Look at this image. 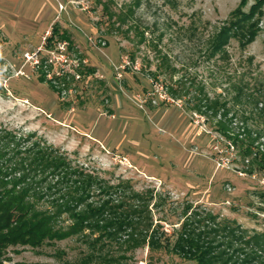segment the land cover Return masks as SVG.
Returning <instances> with one entry per match:
<instances>
[{"label": "rangeland", "instance_id": "1", "mask_svg": "<svg viewBox=\"0 0 264 264\" xmlns=\"http://www.w3.org/2000/svg\"><path fill=\"white\" fill-rule=\"evenodd\" d=\"M240 1L0 0V128L34 133L119 186V199L142 194L167 235L187 204L264 232V172L222 133L247 129L264 154V16L246 47H211ZM204 95L220 100L216 112L195 111ZM112 249L126 264H192ZM86 252L74 236L9 247L2 264H72Z\"/></svg>", "mask_w": 264, "mask_h": 264}, {"label": "trees", "instance_id": "2", "mask_svg": "<svg viewBox=\"0 0 264 264\" xmlns=\"http://www.w3.org/2000/svg\"><path fill=\"white\" fill-rule=\"evenodd\" d=\"M246 5L247 0H241L229 14L211 42L213 51H220L230 39L241 48L254 41L261 30L264 0H255L244 11ZM167 90L171 97L177 95L173 87ZM218 104L220 100L204 95L195 98L193 108L216 112ZM222 133L243 158L254 154L253 163L264 172V154L254 146L256 136L252 138L247 129L243 139ZM117 194L119 186L72 165L34 133L17 135L0 128V264L9 247L39 248L74 236L84 243L87 254L72 264H126L123 257L111 255L112 248L141 247L163 250L192 264H264V232L250 233L234 220L187 204L179 227L167 235L152 225L142 194L128 199ZM65 219L68 224L63 223Z\"/></svg>", "mask_w": 264, "mask_h": 264}, {"label": "built area", "instance_id": "3", "mask_svg": "<svg viewBox=\"0 0 264 264\" xmlns=\"http://www.w3.org/2000/svg\"><path fill=\"white\" fill-rule=\"evenodd\" d=\"M58 59V58H57ZM59 59H64V58H59ZM63 61V60H62ZM35 63H37L36 61H35ZM128 64V63H127ZM116 74H117V78L119 79V66L118 67H116ZM167 95V94H166ZM163 97V99H169L170 97L167 95V97L164 95V96H162ZM171 100H173L172 98H170Z\"/></svg>", "mask_w": 264, "mask_h": 264}]
</instances>
